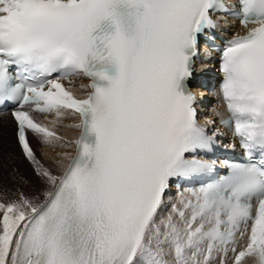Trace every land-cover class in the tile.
Returning <instances> with one entry per match:
<instances>
[{"label":"snow or ice","instance_id":"1","mask_svg":"<svg viewBox=\"0 0 264 264\" xmlns=\"http://www.w3.org/2000/svg\"><path fill=\"white\" fill-rule=\"evenodd\" d=\"M216 13L247 29L220 49V123L244 156L223 174L200 155L217 134L198 124L188 85ZM74 78L89 81L85 96L66 87ZM7 104L51 190L42 202L22 192L0 201V264H264V0H0ZM34 113L52 128L76 119L79 136L65 141ZM29 133L65 149L61 174L40 162ZM200 176L169 206L174 181Z\"/></svg>","mask_w":264,"mask_h":264},{"label":"bare ground","instance_id":"2","mask_svg":"<svg viewBox=\"0 0 264 264\" xmlns=\"http://www.w3.org/2000/svg\"><path fill=\"white\" fill-rule=\"evenodd\" d=\"M72 124H74V120L70 119L66 126L71 128L70 125ZM9 131V125H5L0 129V151L3 154H0V201L15 200L19 193L22 192L29 198L38 197L42 202L44 199L43 194L50 190V186L42 178L36 177L29 170L28 164L18 154L17 150L11 147ZM64 151L65 149L61 148L60 151H48L42 159L44 166L54 174H58L62 169L58 161L62 158ZM48 156L50 158H47Z\"/></svg>","mask_w":264,"mask_h":264},{"label":"rangeland","instance_id":"3","mask_svg":"<svg viewBox=\"0 0 264 264\" xmlns=\"http://www.w3.org/2000/svg\"><path fill=\"white\" fill-rule=\"evenodd\" d=\"M4 133H6V132H4ZM10 139H11V138L9 137V140H10ZM10 145H11V147H12L13 149H16V150H17L16 144H15V142H14V144H13L12 140L10 141ZM0 154L3 155L1 151H0ZM29 170L31 171V169H29ZM31 172L33 173V171H31ZM33 174L37 177V175H36L35 173H33Z\"/></svg>","mask_w":264,"mask_h":264}]
</instances>
